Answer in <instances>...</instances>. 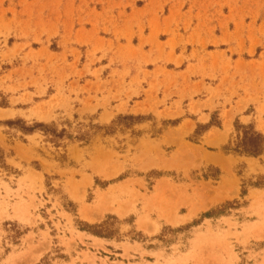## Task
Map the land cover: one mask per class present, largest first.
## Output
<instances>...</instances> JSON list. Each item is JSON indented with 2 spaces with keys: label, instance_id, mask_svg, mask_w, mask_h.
<instances>
[{
  "label": "rangeland",
  "instance_id": "rangeland-1",
  "mask_svg": "<svg viewBox=\"0 0 264 264\" xmlns=\"http://www.w3.org/2000/svg\"><path fill=\"white\" fill-rule=\"evenodd\" d=\"M245 130L264 0H0V264H264Z\"/></svg>",
  "mask_w": 264,
  "mask_h": 264
},
{
  "label": "trees",
  "instance_id": "trees-1",
  "mask_svg": "<svg viewBox=\"0 0 264 264\" xmlns=\"http://www.w3.org/2000/svg\"><path fill=\"white\" fill-rule=\"evenodd\" d=\"M229 149L256 156L264 152V136L251 130H245L237 145Z\"/></svg>",
  "mask_w": 264,
  "mask_h": 264
},
{
  "label": "bare ground",
  "instance_id": "bare-ground-1",
  "mask_svg": "<svg viewBox=\"0 0 264 264\" xmlns=\"http://www.w3.org/2000/svg\"><path fill=\"white\" fill-rule=\"evenodd\" d=\"M224 161V160H223Z\"/></svg>",
  "mask_w": 264,
  "mask_h": 264
}]
</instances>
